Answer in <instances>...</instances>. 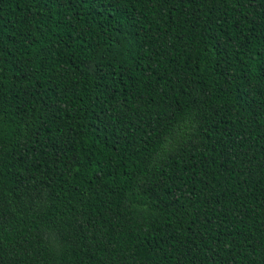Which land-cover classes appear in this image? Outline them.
I'll return each mask as SVG.
<instances>
[{
	"label": "trees",
	"instance_id": "trees-1",
	"mask_svg": "<svg viewBox=\"0 0 264 264\" xmlns=\"http://www.w3.org/2000/svg\"><path fill=\"white\" fill-rule=\"evenodd\" d=\"M0 264H264V0H0Z\"/></svg>",
	"mask_w": 264,
	"mask_h": 264
}]
</instances>
